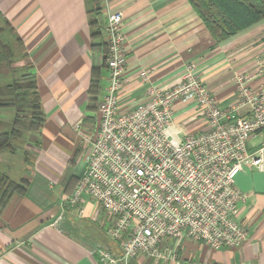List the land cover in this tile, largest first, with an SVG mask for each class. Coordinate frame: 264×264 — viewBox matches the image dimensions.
Returning <instances> with one entry per match:
<instances>
[{
  "label": "crops",
  "instance_id": "obj_1",
  "mask_svg": "<svg viewBox=\"0 0 264 264\" xmlns=\"http://www.w3.org/2000/svg\"><path fill=\"white\" fill-rule=\"evenodd\" d=\"M112 13L121 14L125 36L122 110L145 100L142 70L153 86L166 89L192 64L225 107L236 98L233 77L254 76L264 62L263 21L215 43L188 0H0V16L24 56L17 65L32 68L45 118L39 132L15 143L17 153L0 151V174L15 183L27 180L23 193L11 195L0 213V264H102L95 250L119 254L105 233L107 217L87 196L75 207L64 203L67 187L82 173L81 140L97 127V103L108 85L105 55L93 48L106 46L104 26ZM93 32L99 35L93 38ZM93 82L96 94L90 92ZM13 115L11 107H0V133L10 131ZM200 115L194 102H175L169 132L175 139L198 134L206 127ZM261 140V135L251 139L249 150ZM235 186L247 195L238 206L247 232L241 247L212 250L182 237L170 261L141 258L129 264H264V173L245 169Z\"/></svg>",
  "mask_w": 264,
  "mask_h": 264
},
{
  "label": "built area",
  "instance_id": "obj_2",
  "mask_svg": "<svg viewBox=\"0 0 264 264\" xmlns=\"http://www.w3.org/2000/svg\"><path fill=\"white\" fill-rule=\"evenodd\" d=\"M104 33L108 85L97 103V127L92 137L81 140L82 173L64 198L75 207L87 196L107 217L105 233L119 254L97 249L99 261L166 263L182 237L212 250L241 247L247 232L238 221V206L247 195L235 186V178L245 169L264 173V62L254 76L233 77L236 98L225 107L215 102L192 64L166 89L153 86L142 70L138 78L145 100L122 110L125 36L120 13L108 14ZM177 101L196 104L204 130L174 138L169 129ZM240 110L246 114L240 116ZM258 135L261 143L250 151L249 141Z\"/></svg>",
  "mask_w": 264,
  "mask_h": 264
},
{
  "label": "trees",
  "instance_id": "obj_3",
  "mask_svg": "<svg viewBox=\"0 0 264 264\" xmlns=\"http://www.w3.org/2000/svg\"><path fill=\"white\" fill-rule=\"evenodd\" d=\"M201 19L213 41L220 43L250 26L264 22V0H188ZM94 27V23H91ZM99 34L93 32L92 37ZM93 49L106 54L105 45ZM24 56L19 49L18 39L8 23L0 16V107L14 110L12 127L6 133H0V151L17 153L16 142H23L26 134L39 132L45 122L41 109L32 68L27 64L18 66ZM97 82H93L90 92L96 94ZM78 152L72 157L76 164ZM78 180H72L65 195H70ZM27 180L15 183L6 175L0 174V213L11 195L22 194ZM2 210V211H1Z\"/></svg>",
  "mask_w": 264,
  "mask_h": 264
},
{
  "label": "rangeland",
  "instance_id": "obj_4",
  "mask_svg": "<svg viewBox=\"0 0 264 264\" xmlns=\"http://www.w3.org/2000/svg\"><path fill=\"white\" fill-rule=\"evenodd\" d=\"M77 168H78V167H77ZM74 170H76V169H74ZM78 170H79V168H78ZM76 171H77V170H76ZM106 223H107V220H106ZM106 223H105V224H106ZM105 224H104V225H105Z\"/></svg>",
  "mask_w": 264,
  "mask_h": 264
}]
</instances>
